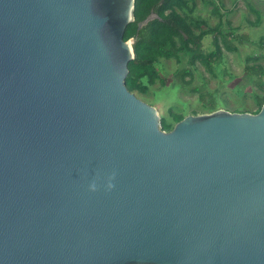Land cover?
<instances>
[{
  "label": "water",
  "instance_id": "1",
  "mask_svg": "<svg viewBox=\"0 0 264 264\" xmlns=\"http://www.w3.org/2000/svg\"><path fill=\"white\" fill-rule=\"evenodd\" d=\"M135 9L0 0V264H264V104L163 129Z\"/></svg>",
  "mask_w": 264,
  "mask_h": 264
},
{
  "label": "rangeland",
  "instance_id": "2",
  "mask_svg": "<svg viewBox=\"0 0 264 264\" xmlns=\"http://www.w3.org/2000/svg\"><path fill=\"white\" fill-rule=\"evenodd\" d=\"M187 1L178 10L196 34L212 27L223 32L224 36L218 34L223 58L210 69L199 59L192 61L189 52L161 57L156 63V82L145 78L147 90L133 92L156 106L169 122H175L171 112L184 116L212 112L211 101L216 102V109L256 111L258 97L264 94V0ZM214 37L215 33L207 34L198 42L197 52L216 50ZM224 37L233 49L226 48ZM185 69L192 72L186 75L188 83L180 79Z\"/></svg>",
  "mask_w": 264,
  "mask_h": 264
},
{
  "label": "trees",
  "instance_id": "3",
  "mask_svg": "<svg viewBox=\"0 0 264 264\" xmlns=\"http://www.w3.org/2000/svg\"><path fill=\"white\" fill-rule=\"evenodd\" d=\"M187 2V0H136V19L128 24L125 32L126 40L136 37L134 42L135 58L129 62L130 71L126 78L127 86L132 92L137 89L147 90L148 86L143 81L145 78L149 83L156 82L159 77L156 63L161 57L171 58L178 55L179 52H189L192 61L199 59L210 69L219 59L223 58V50L218 37V34L223 35V32L217 27H212L196 34L187 18L178 10ZM151 12H155L157 17L138 30L139 22ZM209 33H215L216 50L206 54L197 52L198 42ZM224 40L226 48L233 49L226 37ZM188 74H192L191 70L181 71L180 79L188 83L189 80H186ZM258 98L260 107L253 112H259L264 104V94ZM216 105L215 101L208 103L209 109L213 111L216 109ZM171 115L175 122H169L164 115L161 117L162 127L165 130L173 129L175 124L185 117L174 112H171Z\"/></svg>",
  "mask_w": 264,
  "mask_h": 264
}]
</instances>
